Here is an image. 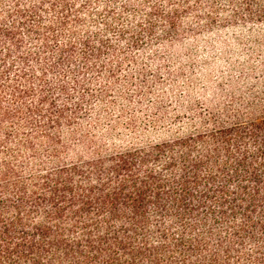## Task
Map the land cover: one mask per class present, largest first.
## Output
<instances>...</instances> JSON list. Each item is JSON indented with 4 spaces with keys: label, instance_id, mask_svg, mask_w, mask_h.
<instances>
[{
    "label": "trees",
    "instance_id": "1",
    "mask_svg": "<svg viewBox=\"0 0 264 264\" xmlns=\"http://www.w3.org/2000/svg\"><path fill=\"white\" fill-rule=\"evenodd\" d=\"M18 36L0 26V264H264V241L244 252L264 235V106L146 147L84 137L69 157L79 107L14 72Z\"/></svg>",
    "mask_w": 264,
    "mask_h": 264
},
{
    "label": "rangeland",
    "instance_id": "2",
    "mask_svg": "<svg viewBox=\"0 0 264 264\" xmlns=\"http://www.w3.org/2000/svg\"><path fill=\"white\" fill-rule=\"evenodd\" d=\"M3 25L29 59L14 72L33 89L40 78L65 87L67 118L79 107L61 128L69 157L86 153L84 137L146 147L264 106V0H0ZM263 241L256 234L244 252Z\"/></svg>",
    "mask_w": 264,
    "mask_h": 264
}]
</instances>
